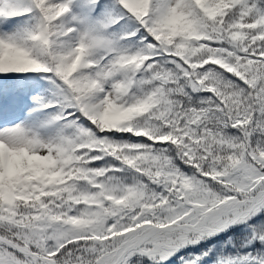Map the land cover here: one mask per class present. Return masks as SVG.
<instances>
[{
  "label": "snow or ice",
  "instance_id": "6c2138e0",
  "mask_svg": "<svg viewBox=\"0 0 264 264\" xmlns=\"http://www.w3.org/2000/svg\"><path fill=\"white\" fill-rule=\"evenodd\" d=\"M0 264H264V0H0Z\"/></svg>",
  "mask_w": 264,
  "mask_h": 264
}]
</instances>
